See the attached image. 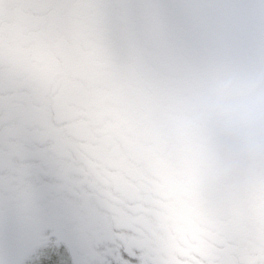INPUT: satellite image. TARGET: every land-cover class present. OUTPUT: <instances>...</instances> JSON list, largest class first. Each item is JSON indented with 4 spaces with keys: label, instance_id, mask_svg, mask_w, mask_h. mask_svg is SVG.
<instances>
[{
    "label": "snow or ice",
    "instance_id": "snow-or-ice-1",
    "mask_svg": "<svg viewBox=\"0 0 264 264\" xmlns=\"http://www.w3.org/2000/svg\"><path fill=\"white\" fill-rule=\"evenodd\" d=\"M0 264H264V0H0Z\"/></svg>",
    "mask_w": 264,
    "mask_h": 264
}]
</instances>
